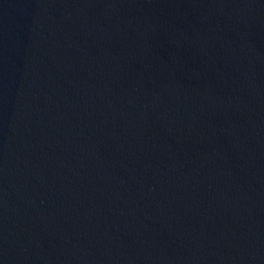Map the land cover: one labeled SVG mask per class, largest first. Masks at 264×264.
Here are the masks:
<instances>
[{
    "label": "water",
    "instance_id": "95a60500",
    "mask_svg": "<svg viewBox=\"0 0 264 264\" xmlns=\"http://www.w3.org/2000/svg\"><path fill=\"white\" fill-rule=\"evenodd\" d=\"M0 264H264V0H0Z\"/></svg>",
    "mask_w": 264,
    "mask_h": 264
}]
</instances>
